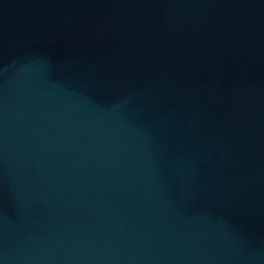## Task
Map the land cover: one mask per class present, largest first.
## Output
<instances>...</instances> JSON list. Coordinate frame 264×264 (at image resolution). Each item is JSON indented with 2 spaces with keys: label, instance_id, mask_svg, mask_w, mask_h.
<instances>
[{
  "label": "water",
  "instance_id": "obj_1",
  "mask_svg": "<svg viewBox=\"0 0 264 264\" xmlns=\"http://www.w3.org/2000/svg\"><path fill=\"white\" fill-rule=\"evenodd\" d=\"M0 264H264V0H0Z\"/></svg>",
  "mask_w": 264,
  "mask_h": 264
}]
</instances>
